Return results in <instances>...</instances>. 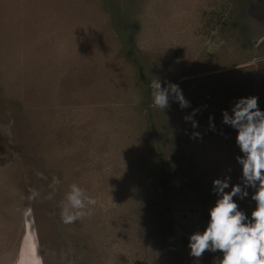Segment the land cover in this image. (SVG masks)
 <instances>
[{
	"label": "rangeland",
	"instance_id": "374dc122",
	"mask_svg": "<svg viewBox=\"0 0 264 264\" xmlns=\"http://www.w3.org/2000/svg\"><path fill=\"white\" fill-rule=\"evenodd\" d=\"M159 77L190 105L152 106ZM249 95L264 109V0H0V264H195L212 180L240 175L221 110ZM73 183L97 204L64 224Z\"/></svg>",
	"mask_w": 264,
	"mask_h": 264
},
{
	"label": "clouds",
	"instance_id": "9594fccd",
	"mask_svg": "<svg viewBox=\"0 0 264 264\" xmlns=\"http://www.w3.org/2000/svg\"><path fill=\"white\" fill-rule=\"evenodd\" d=\"M149 88L151 105L163 112L170 108V102L177 103L181 109L190 105L178 83L159 77L150 81ZM258 100L256 95L242 96L234 100L230 110H221V123L236 133L239 154L235 160L240 166V175L236 183L227 174L212 180L210 190L216 197L215 202L207 209L202 229L198 226L187 238L188 255L194 258L195 264L197 261L200 264L206 252L215 254L211 264H264V109L258 106ZM196 111L193 109L184 116L194 129L198 126L194 119ZM209 127L216 131L211 116ZM191 135L201 137L198 131ZM60 183L59 178L53 177L54 185ZM37 195L32 190L29 198ZM246 199L255 205L250 215L238 204ZM96 204V197L80 185L71 184L60 204L62 223L71 224L92 215Z\"/></svg>",
	"mask_w": 264,
	"mask_h": 264
},
{
	"label": "crops",
	"instance_id": "0c3cea01",
	"mask_svg": "<svg viewBox=\"0 0 264 264\" xmlns=\"http://www.w3.org/2000/svg\"><path fill=\"white\" fill-rule=\"evenodd\" d=\"M31 239H32V238H31ZM31 239H30V240H31ZM34 240H35V239H34ZM32 242H33V241H32ZM34 244H35V246H37V243H36V242H34ZM36 258H37V257H36ZM37 259H39V257H38ZM37 259H36V260H37Z\"/></svg>",
	"mask_w": 264,
	"mask_h": 264
}]
</instances>
